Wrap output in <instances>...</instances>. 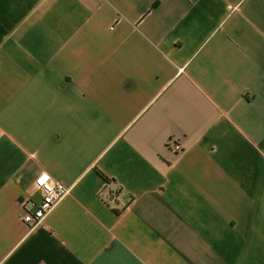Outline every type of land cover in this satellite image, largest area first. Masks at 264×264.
<instances>
[{
	"label": "crops",
	"instance_id": "crops-1",
	"mask_svg": "<svg viewBox=\"0 0 264 264\" xmlns=\"http://www.w3.org/2000/svg\"><path fill=\"white\" fill-rule=\"evenodd\" d=\"M0 264H264V0H0Z\"/></svg>",
	"mask_w": 264,
	"mask_h": 264
},
{
	"label": "built area",
	"instance_id": "built-area-1",
	"mask_svg": "<svg viewBox=\"0 0 264 264\" xmlns=\"http://www.w3.org/2000/svg\"><path fill=\"white\" fill-rule=\"evenodd\" d=\"M171 146L176 151L181 149L179 143H172ZM34 184L40 195V200L34 203L32 210L23 215V220L30 229L41 223L48 213L70 192L69 186L59 181H53L45 172L39 173L35 177Z\"/></svg>",
	"mask_w": 264,
	"mask_h": 264
},
{
	"label": "snow or ice",
	"instance_id": "snow-or-ice-1",
	"mask_svg": "<svg viewBox=\"0 0 264 264\" xmlns=\"http://www.w3.org/2000/svg\"><path fill=\"white\" fill-rule=\"evenodd\" d=\"M41 182H43V181H41Z\"/></svg>",
	"mask_w": 264,
	"mask_h": 264
}]
</instances>
